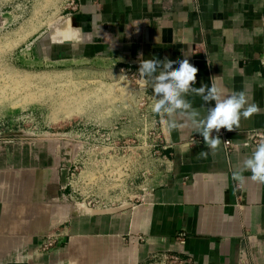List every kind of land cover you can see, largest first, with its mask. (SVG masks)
I'll return each mask as SVG.
<instances>
[{
    "label": "crops",
    "instance_id": "crops-1",
    "mask_svg": "<svg viewBox=\"0 0 264 264\" xmlns=\"http://www.w3.org/2000/svg\"><path fill=\"white\" fill-rule=\"evenodd\" d=\"M74 3L44 37L46 52L37 57L101 58L137 72L143 59H187L198 69L192 87L243 91L260 111L241 116L233 131L222 128L236 145L231 153L215 130L221 143L209 148L179 111L172 117L153 113L163 165L147 197L123 210L52 211L66 169L58 165L51 181L45 166L0 165V264H142L160 252L190 257L193 264H264V183L243 169L257 147L244 146L248 131L264 129V0ZM145 88L153 100L151 84ZM185 99L202 117L214 106L192 91ZM168 119L177 127L169 128ZM233 172L242 179H233ZM57 217L53 232L64 241L40 254L36 246ZM36 219L46 224L36 229Z\"/></svg>",
    "mask_w": 264,
    "mask_h": 264
},
{
    "label": "rangeland",
    "instance_id": "rangeland-1",
    "mask_svg": "<svg viewBox=\"0 0 264 264\" xmlns=\"http://www.w3.org/2000/svg\"><path fill=\"white\" fill-rule=\"evenodd\" d=\"M71 1L0 0V165L45 166L51 181L58 165H71L79 202L75 208L76 199L59 198L52 211L131 207L147 197L163 165L161 129L131 71L101 58L37 57L46 52L44 37L72 11ZM84 124L100 136L95 148L84 142L77 153L71 134ZM107 133L118 142L101 136ZM36 222V229L46 224ZM47 235L36 246L40 254L58 243H45Z\"/></svg>",
    "mask_w": 264,
    "mask_h": 264
},
{
    "label": "clouds",
    "instance_id": "clouds-1",
    "mask_svg": "<svg viewBox=\"0 0 264 264\" xmlns=\"http://www.w3.org/2000/svg\"><path fill=\"white\" fill-rule=\"evenodd\" d=\"M197 71L187 59L179 62L167 58L143 59L138 68L142 86L151 84L154 93L151 111L162 117H172L179 111L197 129L196 132L203 137L204 143L209 148L216 149L221 139L219 135H212L213 130L217 134L221 128L233 131L239 127L241 116L250 118L260 109L255 103L249 104V97L243 91L228 93L215 86L192 87L196 82ZM189 91L200 95L205 103L214 102V106L208 108L205 116L202 117L200 111L185 99ZM164 122L169 128L177 127L174 119ZM201 155L207 156V153L202 152ZM243 169L251 171L253 180L264 183V142L259 143L252 155L244 160ZM233 179L241 180L242 176L239 172H233Z\"/></svg>",
    "mask_w": 264,
    "mask_h": 264
},
{
    "label": "built area",
    "instance_id": "built-area-1",
    "mask_svg": "<svg viewBox=\"0 0 264 264\" xmlns=\"http://www.w3.org/2000/svg\"><path fill=\"white\" fill-rule=\"evenodd\" d=\"M71 3H73V6L71 8L75 9L74 0H72ZM259 60H260L262 70L264 71V49H263L262 53L260 54ZM120 68L131 71L130 73L136 74V76L139 78V74L137 71H134L129 67L127 68V67L120 66ZM139 81H140V78H139ZM141 89H143L146 100H148V102L152 104L153 103L152 102L153 101L152 96L146 92V88L144 86H142ZM93 126L94 125H91V124H84V125H82L81 128L77 129V131L75 133L71 134V136L74 138L75 142L80 143V145H79L80 149L78 148L77 153H84V150H82L83 146H85L83 144L84 142H89V146H90L89 148L90 149L95 148L94 143L99 138L100 135H98L99 130L94 128ZM114 128H117V127L114 126ZM219 135L223 139V145H224V148L226 149V151L228 153L233 152L236 149V145L234 143H232L227 138L226 132L224 131V129H222V128L220 129ZM101 136H105L107 140L112 141V142H118V140H119V139L112 138L111 137L112 135H110L109 133H107L105 135H101ZM261 142H264V129H251L248 131V140L246 142H244L243 144L258 145ZM62 168L66 169L67 172L65 175L64 183L62 184V194H61L60 198L66 199L68 196L70 199H76L73 202V204L75 205V208H76L77 203L79 202L77 200L78 199L77 194L79 193V191H78V188H76V186H74L73 183L69 182V179H70L69 177H71V179L74 178L73 177L74 172H70L71 165H67L66 163L62 164ZM123 209H125V208H122L119 210H123ZM87 212L94 213L96 211H87ZM75 213H86V212L79 211V212H75ZM54 241L62 242L64 240L56 232H52V233L47 235L45 243L50 244L51 242H54ZM142 264H193V261L190 257H182L178 253H175V252L174 253L173 252H160V253H154V254L150 255L148 257V259L145 260Z\"/></svg>",
    "mask_w": 264,
    "mask_h": 264
},
{
    "label": "bare ground",
    "instance_id": "bare-ground-1",
    "mask_svg": "<svg viewBox=\"0 0 264 264\" xmlns=\"http://www.w3.org/2000/svg\"><path fill=\"white\" fill-rule=\"evenodd\" d=\"M25 218H26V217H25ZM38 220H39V219H38ZM35 222H36V220H35ZM36 223H40V222H36ZM44 224H45V223H44ZM35 225H36V224H35ZM37 225H38V224H37ZM37 225H36V226H37ZM5 226H6V225H5Z\"/></svg>",
    "mask_w": 264,
    "mask_h": 264
}]
</instances>
